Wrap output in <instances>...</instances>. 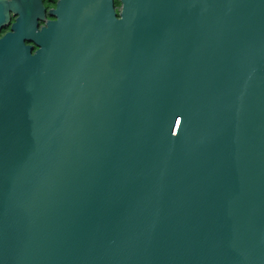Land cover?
<instances>
[{
	"label": "water",
	"instance_id": "water-1",
	"mask_svg": "<svg viewBox=\"0 0 264 264\" xmlns=\"http://www.w3.org/2000/svg\"><path fill=\"white\" fill-rule=\"evenodd\" d=\"M55 13L0 40V264H264V0Z\"/></svg>",
	"mask_w": 264,
	"mask_h": 264
},
{
	"label": "flooded vegetation",
	"instance_id": "flooded-vegetation-1",
	"mask_svg": "<svg viewBox=\"0 0 264 264\" xmlns=\"http://www.w3.org/2000/svg\"><path fill=\"white\" fill-rule=\"evenodd\" d=\"M62 0H0V40L13 31V25L18 18H28L36 21L37 31L44 28L49 21H54L58 3ZM116 6L120 0H113ZM26 45H33L26 43ZM37 48L33 46L34 52Z\"/></svg>",
	"mask_w": 264,
	"mask_h": 264
},
{
	"label": "trees",
	"instance_id": "trees-1",
	"mask_svg": "<svg viewBox=\"0 0 264 264\" xmlns=\"http://www.w3.org/2000/svg\"><path fill=\"white\" fill-rule=\"evenodd\" d=\"M116 6L119 8L120 7V3H117Z\"/></svg>",
	"mask_w": 264,
	"mask_h": 264
}]
</instances>
